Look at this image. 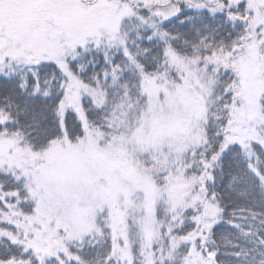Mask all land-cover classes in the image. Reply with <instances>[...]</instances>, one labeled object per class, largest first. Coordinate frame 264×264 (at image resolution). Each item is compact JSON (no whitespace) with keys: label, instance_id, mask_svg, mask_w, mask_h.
I'll return each mask as SVG.
<instances>
[{"label":"snow or ice","instance_id":"6c2138e0","mask_svg":"<svg viewBox=\"0 0 264 264\" xmlns=\"http://www.w3.org/2000/svg\"><path fill=\"white\" fill-rule=\"evenodd\" d=\"M0 264H264V0H0Z\"/></svg>","mask_w":264,"mask_h":264}]
</instances>
